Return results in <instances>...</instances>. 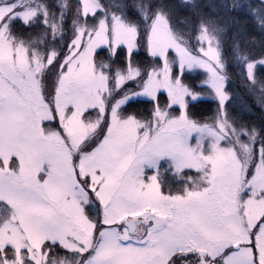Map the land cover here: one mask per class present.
Listing matches in <instances>:
<instances>
[{"label":"rangeland","instance_id":"1","mask_svg":"<svg viewBox=\"0 0 264 264\" xmlns=\"http://www.w3.org/2000/svg\"><path fill=\"white\" fill-rule=\"evenodd\" d=\"M162 4L0 0V264H264V59Z\"/></svg>","mask_w":264,"mask_h":264},{"label":"trees","instance_id":"2","mask_svg":"<svg viewBox=\"0 0 264 264\" xmlns=\"http://www.w3.org/2000/svg\"><path fill=\"white\" fill-rule=\"evenodd\" d=\"M163 2L162 5H165L166 9L171 13L176 19L186 20L188 22H192L193 24L197 18L200 16L206 23L220 24L224 28L225 37L228 41V47L224 44V51L226 54L232 55L234 57L239 53L242 57L248 59L258 60L264 59V3L261 0H190L187 3H180L178 0H161ZM153 2V1H151ZM258 12L259 18H257L256 14H252V11ZM254 11V12H255ZM228 32V33H227ZM144 31H140L137 34V41L140 43L141 37L143 38ZM231 36V37H230ZM118 54L121 52L122 47L117 48ZM102 49L99 50L101 52ZM98 52V53H99ZM138 58L141 62H145L146 56L142 51L138 50ZM117 55L118 59H121ZM147 57V56H146ZM242 68L243 65H240V62L236 68V70L232 71V82L234 84L231 85L229 82L227 84L228 90L233 92V95L236 92L239 93L241 84L244 85L246 82V78L242 77ZM255 75L260 78L259 82L255 87L262 88V92L264 95V65H257L255 67ZM198 78V76H197ZM197 78L188 79L191 87H194V82L197 81ZM250 85L251 82L249 83ZM240 85V86H239ZM255 89V88H254ZM245 97L240 98L241 101L249 103V107L255 112L259 113L260 108L257 102L250 98V95H247L246 92L243 93ZM259 95H262L258 93ZM237 96V94H236ZM235 96V97H236ZM231 97L230 100H238V96ZM160 101L165 100L164 93H158L157 98ZM147 100L145 99H135L130 100L126 103L125 107L130 110V108L135 107V109L139 110L141 114L143 111L147 110L146 107ZM249 101V102H248ZM148 102V101H147ZM240 105L238 103L232 105V110L237 111L238 115L243 116L246 112H240ZM190 112L193 115V118L202 119L203 117H208L212 111V101L208 99H199L188 106ZM264 131V128H262ZM87 150V149H86ZM54 247V246H53Z\"/></svg>","mask_w":264,"mask_h":264}]
</instances>
